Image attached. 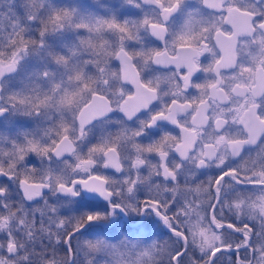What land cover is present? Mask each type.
<instances>
[{
  "label": "snow or ice",
  "instance_id": "6c2138e0",
  "mask_svg": "<svg viewBox=\"0 0 264 264\" xmlns=\"http://www.w3.org/2000/svg\"><path fill=\"white\" fill-rule=\"evenodd\" d=\"M0 264H264V0H0Z\"/></svg>",
  "mask_w": 264,
  "mask_h": 264
}]
</instances>
